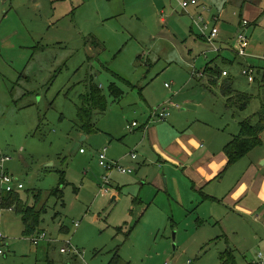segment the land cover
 Instances as JSON below:
<instances>
[{
    "label": "rangeland",
    "instance_id": "374dc122",
    "mask_svg": "<svg viewBox=\"0 0 264 264\" xmlns=\"http://www.w3.org/2000/svg\"><path fill=\"white\" fill-rule=\"evenodd\" d=\"M102 1L0 0V158L13 160L7 170L24 186L21 200L45 210L37 231L47 235L35 246L37 235H25L24 217L2 211L0 264H257L258 254L264 255L263 224L239 213L220 224L183 221L185 211L175 194L171 192L173 201L166 193V181L158 188L153 184L163 169L142 160V148V164L131 158L140 132L127 127L139 121L143 96L171 97L164 85L177 86L173 78L185 76L186 63L192 83L174 99L169 114L188 108L183 115L213 124L208 131L220 125L235 136L241 122L257 124L263 117L264 76L250 83L242 70L264 68V61L244 60L233 47L243 32L240 15L250 21L245 31L249 53L264 44V0H210L208 9L223 11L217 26L220 35L222 25L228 32V42L218 46L226 51L207 55V43L198 39V30L192 35V20L181 16L177 0L174 11L171 5L151 10L149 0H129L134 7L115 0L118 17L107 20L99 14L108 12ZM207 66L230 71L235 90L251 99L245 111L228 109L221 89L198 77ZM192 71L197 72L194 79ZM112 85L124 92L122 99L112 95ZM95 91L106 97L108 108L104 114L95 110L97 130L86 136L79 110ZM76 144L80 147L73 150ZM104 149L109 161L111 156L121 161L128 153L133 161L121 165L134 172L113 171L106 196L100 194L109 174L99 164ZM259 156L264 157V142L251 155L255 164ZM241 161L250 164L249 158ZM57 189L62 190L58 199L51 196ZM67 241L78 255L61 253Z\"/></svg>",
    "mask_w": 264,
    "mask_h": 264
},
{
    "label": "crops",
    "instance_id": "0c3cea01",
    "mask_svg": "<svg viewBox=\"0 0 264 264\" xmlns=\"http://www.w3.org/2000/svg\"><path fill=\"white\" fill-rule=\"evenodd\" d=\"M177 1L179 2H177V7L180 6L181 8L180 4L183 0ZM198 1L199 7L197 8L192 7L187 11L181 8L183 11L181 16H197L201 12L202 6L208 7L209 3H211L210 0ZM102 2L106 3L108 12L111 13L107 12V15L99 13L105 20L113 15L114 17H118L113 13L115 7L118 6L115 0H103ZM148 2L150 3L151 10L154 7L157 11L160 5L163 6V9L171 5L172 11H174V0L170 2L167 0H149ZM124 5L134 7V5L129 3V0H124ZM214 9H212L213 13H216L221 20L223 11L215 10V12ZM138 11L143 13V10H140L139 6ZM161 13L166 14L164 11H161ZM161 23L166 24L165 19L162 17ZM191 33H196L193 26ZM192 35L194 36V34ZM227 36L228 32L224 31L222 25L220 42L218 43L221 48H223L222 46H226L225 44L228 41L225 38ZM221 50L226 51L225 49ZM206 53H212L209 45L208 51L204 54ZM263 53L264 44L252 47L251 55L262 56L260 54ZM186 65L187 68L185 69L188 74L186 73L184 77L181 76L182 79L180 81L173 78L178 82L177 86L174 82H172V86L171 84L169 85V88H166L167 83L164 85V88L169 90L171 97L164 95L165 91H163L165 97L159 100L154 99L153 95L146 98L143 96L144 104H139L140 118L139 121H135L139 124V127L134 130L130 129L134 133L140 132L138 133V139L135 140L138 144L134 147L133 151L138 156V151L142 148L143 155H145L142 160H149L155 166L159 165L163 169L162 174H158L157 177L153 178V184L158 188L163 184V180L166 181V193L171 194L172 192L175 194L179 208L185 211L183 221H187V223L190 221L191 224L198 226H205L206 224H210V222L220 224L222 220L239 213V215L246 218L256 217V221L264 226V175L262 174L264 157H258V164H255L251 157L257 148L243 157L244 159L249 158L250 164L248 167L241 165V159L235 162L234 165L229 166L225 146L233 141L232 138L235 135L227 133L224 127L218 125L212 132L208 131L213 124L206 122L200 117L183 115L187 113L188 108L182 111L184 113L171 112L166 121L159 122L158 120H152L153 109L165 104L169 105L171 110V106L175 101L174 99L183 94V91H186V87L191 85L190 73L188 72L189 65L188 63ZM222 71L228 70L224 69ZM175 86L177 90H175ZM193 90L194 92L199 91L197 88ZM147 126L148 129L145 130ZM129 127L130 125L127 128ZM110 159V162L115 161L114 156H111ZM126 159H131L128 153L118 162L122 164ZM136 160L140 162L141 156L137 157ZM131 161L133 160L131 159ZM262 163L263 165H261ZM129 168H132V166H129ZM129 174H134V172L127 173L126 176ZM100 194L106 196L110 194V191L109 193L100 192ZM170 196L173 199L172 194ZM113 198L114 200L118 199L117 195ZM4 210H7V208ZM221 229L223 232L228 231L223 225H221Z\"/></svg>",
    "mask_w": 264,
    "mask_h": 264
},
{
    "label": "trees",
    "instance_id": "16d2710c",
    "mask_svg": "<svg viewBox=\"0 0 264 264\" xmlns=\"http://www.w3.org/2000/svg\"><path fill=\"white\" fill-rule=\"evenodd\" d=\"M214 16H218L216 13L213 14ZM241 22L239 23V27L241 30L245 31L243 22L244 17L240 15ZM250 26V22H249ZM196 31V30H195ZM194 34V33H192ZM199 40L207 43L205 39L200 36L198 37ZM234 50V47H233ZM251 59V58H250ZM254 59V58H252ZM258 60V59H257ZM257 71L255 82L259 81V78L264 76V68L259 66H254ZM204 76L201 78H206L207 82L210 87L213 88H220L222 96L224 98V102L228 109H237L241 111H245L251 103V99L248 96H245L235 90L234 87V80L231 76H224V71L220 70L218 66L210 67L207 66L204 70ZM200 78V79H201ZM264 80V78H263ZM254 82V83H255ZM114 85H112V95L116 97L117 100H120L124 96V92L117 88L114 90ZM87 99L88 104L84 105V107L80 108L79 110V122H80V129L81 131L87 136L94 133L96 129V125L94 122V112L97 110L99 113H106L108 108V101L106 97L102 96V93L95 91L93 98H84ZM92 103V104H91ZM263 117L261 120L258 121L257 124H253L252 120L243 121L240 123V131L239 135L234 136L233 141L225 146V152L229 159V166L234 165L235 162L242 159L243 157L247 156L250 151L260 147L263 145L262 136L264 135V108L263 112L260 114ZM61 189L54 190L51 192V196H54L58 199L61 197ZM41 197L40 194L36 195V199L39 200ZM5 208H14V210L21 214L24 217V231L26 236H39L41 232H38L37 229L42 221V212L37 209V206L30 207L28 206L23 200H21L19 192L9 193L4 195L3 197V209ZM38 232V234H37ZM118 257V255H117ZM113 264H120V261L114 260Z\"/></svg>",
    "mask_w": 264,
    "mask_h": 264
},
{
    "label": "built area",
    "instance_id": "2783aa9c",
    "mask_svg": "<svg viewBox=\"0 0 264 264\" xmlns=\"http://www.w3.org/2000/svg\"><path fill=\"white\" fill-rule=\"evenodd\" d=\"M181 8L185 11H187L189 8L192 7H199V1L198 0H183L181 2ZM213 10L208 9L206 6L201 7V12L199 15H190V18L192 20V26L195 30H198V33L200 36H202L205 41H207V44L211 47L212 52L214 53H220L222 50L218 47V43L220 42V28L217 26V23H219L220 18L219 16L213 15ZM207 16V17H206ZM215 25V26H213ZM244 28L247 29L249 27V21L247 19L243 22ZM246 31V30H245ZM245 31L240 32L236 40V46L234 47V52L237 56L240 58L247 60L250 58L258 59L260 61H264V53L262 56H253L249 53V50L251 48V40L245 34ZM242 75L248 80L250 83H254L257 75V71L252 65H248L246 68H243ZM223 75L226 77L228 76V72L224 71ZM197 76V72L193 71V77ZM204 76V72H201L198 77L201 78ZM166 88H169V85H166ZM169 106L163 105L161 107L156 108L152 112V120L156 121H166L169 117ZM139 127L138 123H133L132 127H129L130 129L134 130ZM148 129V126L145 127V130ZM80 152H83L81 150ZM107 149H104L101 151L99 156V164L100 166L106 168L109 172L108 176L104 178L103 180V188L101 189V192L103 193H109V188L111 186V173L115 170H118L121 174L126 175L127 173H133L132 169H129V167L125 168L122 167L121 164L117 161H109L107 157ZM137 154L132 153L131 158L133 160L137 159ZM13 160L8 156H3L0 158V186L2 188L0 189V213L4 211L3 209V197L6 194L9 193H15L20 192L24 188L23 185L17 184L18 181L14 179L13 175L9 173L7 170V164L12 162ZM9 211H14V208H8ZM80 224L75 223L74 227L77 229L79 228ZM3 236L0 233V239H2ZM47 239L46 234H41L40 236H37L32 242L35 246H37L41 241H44ZM67 247L61 250L62 254H68L72 253L74 255H78V251L76 248L71 244L70 241H67L66 243ZM75 251V252H73ZM0 255H3V252L0 250ZM258 263L257 264H264V255L258 254Z\"/></svg>",
    "mask_w": 264,
    "mask_h": 264
},
{
    "label": "water",
    "instance_id": "95a60500",
    "mask_svg": "<svg viewBox=\"0 0 264 264\" xmlns=\"http://www.w3.org/2000/svg\"><path fill=\"white\" fill-rule=\"evenodd\" d=\"M85 139V137H83V139L81 141H83ZM80 147V144H76L73 150H77Z\"/></svg>",
    "mask_w": 264,
    "mask_h": 264
}]
</instances>
